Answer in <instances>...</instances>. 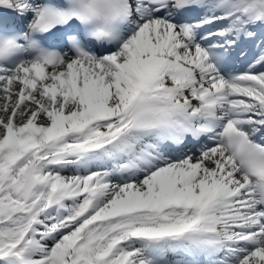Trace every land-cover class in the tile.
Wrapping results in <instances>:
<instances>
[{
    "label": "snow or ice",
    "instance_id": "6c2138e0",
    "mask_svg": "<svg viewBox=\"0 0 264 264\" xmlns=\"http://www.w3.org/2000/svg\"><path fill=\"white\" fill-rule=\"evenodd\" d=\"M0 264H264V0H0Z\"/></svg>",
    "mask_w": 264,
    "mask_h": 264
}]
</instances>
